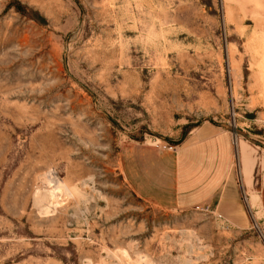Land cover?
<instances>
[{"label":"rangeland","instance_id":"rangeland-1","mask_svg":"<svg viewBox=\"0 0 264 264\" xmlns=\"http://www.w3.org/2000/svg\"><path fill=\"white\" fill-rule=\"evenodd\" d=\"M203 126L247 227L162 201ZM263 181L264 0H0V264H264Z\"/></svg>","mask_w":264,"mask_h":264},{"label":"crops","instance_id":"crops-1","mask_svg":"<svg viewBox=\"0 0 264 264\" xmlns=\"http://www.w3.org/2000/svg\"><path fill=\"white\" fill-rule=\"evenodd\" d=\"M235 160L231 134L213 126L200 127L187 146L176 151L165 149L162 201L172 207L207 206L233 226L247 227L251 216L244 204L239 180L233 172ZM248 170L251 181V167ZM136 178L139 179L138 176ZM132 183L137 188L140 186L134 177ZM153 186L157 188L156 184ZM145 193L149 194L148 191ZM258 209L264 215V181L259 190Z\"/></svg>","mask_w":264,"mask_h":264},{"label":"bare ground","instance_id":"bare-ground-1","mask_svg":"<svg viewBox=\"0 0 264 264\" xmlns=\"http://www.w3.org/2000/svg\"><path fill=\"white\" fill-rule=\"evenodd\" d=\"M250 166V165H249ZM245 170V169H244ZM247 172V171H246ZM246 176V175H245Z\"/></svg>","mask_w":264,"mask_h":264},{"label":"built area","instance_id":"built-area-1","mask_svg":"<svg viewBox=\"0 0 264 264\" xmlns=\"http://www.w3.org/2000/svg\"><path fill=\"white\" fill-rule=\"evenodd\" d=\"M221 217V216H220Z\"/></svg>","mask_w":264,"mask_h":264}]
</instances>
